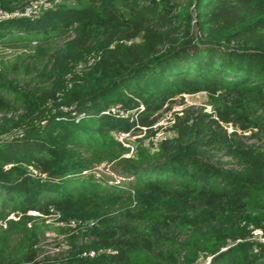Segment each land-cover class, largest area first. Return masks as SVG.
Here are the masks:
<instances>
[{"label": "trees", "instance_id": "1", "mask_svg": "<svg viewBox=\"0 0 264 264\" xmlns=\"http://www.w3.org/2000/svg\"><path fill=\"white\" fill-rule=\"evenodd\" d=\"M29 6L0 20V47L37 45L0 64V219L17 218L0 227V264H263L264 0H0ZM201 92L212 112L177 113L171 137L128 156L117 133L153 134ZM104 162L132 179L109 184ZM30 211L98 225L36 262Z\"/></svg>", "mask_w": 264, "mask_h": 264}, {"label": "rangeland", "instance_id": "2", "mask_svg": "<svg viewBox=\"0 0 264 264\" xmlns=\"http://www.w3.org/2000/svg\"><path fill=\"white\" fill-rule=\"evenodd\" d=\"M36 43L32 47H0V64L5 65L7 63L15 61L18 57H27L35 50ZM209 95L206 92L197 93L194 95H185L184 98H177L176 103L173 104L171 109H164L160 112L158 122L156 126H153L154 133H150L144 128L143 132L137 135H130L125 142H129L130 145H156L161 140L171 137L173 135V118L178 113L183 115V111L187 109H198L202 107H209ZM233 130H229L231 132ZM239 137L247 145H260L262 142L258 138H253L251 132L241 133ZM133 152L131 151L130 154ZM210 158L213 162L219 161L225 168L236 167V162L229 157L225 152L218 151L211 148L209 150ZM127 156V155H126ZM120 165L116 163L107 164L101 163L96 167L97 176H105L109 179V184L116 183V180L123 179L129 181L132 177H127L120 172ZM15 215H10L9 218ZM32 219L28 222L30 228H36L39 231L38 242V257L36 262H41L46 259L60 258L63 253L69 252L71 248L67 246L69 240L72 239V232L66 227L60 226L56 218H44L41 216L31 215ZM7 218V219H9ZM7 219H0V227L5 224ZM76 234V233H75ZM68 242V243H67ZM264 264V263H263Z\"/></svg>", "mask_w": 264, "mask_h": 264}, {"label": "built area", "instance_id": "3", "mask_svg": "<svg viewBox=\"0 0 264 264\" xmlns=\"http://www.w3.org/2000/svg\"><path fill=\"white\" fill-rule=\"evenodd\" d=\"M56 1L60 2V0H56ZM40 3H43V1H41ZM33 13H34V7L33 6L27 7L24 12L15 11L12 14H9L8 12H6L5 10L0 8V20L3 19V18H7V17H10V16H13V15H17V16H20V15H31ZM80 68H82V66H80ZM206 108H207V111L212 112V108L210 106L206 107ZM110 112L114 113V114H121V115H124L126 117H128L130 115L129 112H126V113L123 112V110H121L119 106L111 107L108 110L107 113H110ZM156 125H157V123L154 126H156ZM229 130H234V128L230 127ZM130 135H131L130 133H117L116 134V136L119 139V141H121L124 145H126L128 147H131V151L134 152V148L135 147L130 145L129 142H125V139H127ZM130 155L131 154H129L128 156H130ZM120 181H121V179L116 180V183H119ZM29 215L41 216V217H44V218H56L57 223L60 226H62V227L64 226V227L70 229L73 235H79L81 230L87 229L88 227H92V226H97L98 225V220H92V221H88V222H85V221H72L70 223L58 222L57 219L59 217V214H54V215H51V216H44V215H42L41 213H39L37 211H30ZM11 218L17 219L14 216H12ZM29 226H30V224H29ZM252 239L257 241V242H263L264 243V232H263V230H261V229L254 230ZM67 246L73 247V244H72L71 240H69V243L67 244ZM72 249L73 248H71V250ZM85 255L95 256V252L91 250V251L85 253Z\"/></svg>", "mask_w": 264, "mask_h": 264}, {"label": "water", "instance_id": "4", "mask_svg": "<svg viewBox=\"0 0 264 264\" xmlns=\"http://www.w3.org/2000/svg\"><path fill=\"white\" fill-rule=\"evenodd\" d=\"M234 130H236V129L234 128Z\"/></svg>", "mask_w": 264, "mask_h": 264}]
</instances>
